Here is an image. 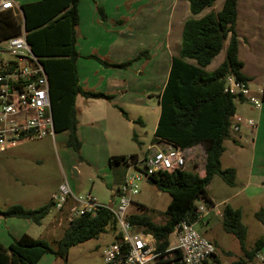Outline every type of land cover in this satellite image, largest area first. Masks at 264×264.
Instances as JSON below:
<instances>
[{"label": "rangeland", "instance_id": "374dc122", "mask_svg": "<svg viewBox=\"0 0 264 264\" xmlns=\"http://www.w3.org/2000/svg\"><path fill=\"white\" fill-rule=\"evenodd\" d=\"M223 3L224 0H219L212 9L195 18L220 11ZM94 4H98L94 29H87L85 35L89 42L81 34L78 39L77 49L82 63L79 66L95 71L93 77H96L98 86L104 82L105 90L109 84H115L117 89L110 101L80 99L82 102L78 103L77 109L79 153L66 147L67 133H61L55 134L54 139L34 140L0 154V210L3 212L15 205L26 209L43 207L65 182L69 183L76 198L83 200L91 193L101 204L114 201L116 210L119 198L111 192L122 183L116 180L117 173L124 178L128 166L121 163L111 167L110 160L121 156L142 158L154 146L161 112L159 90L167 65L169 69L171 67L170 54H178L181 49L183 24L193 18L189 0H80L79 13L85 17L86 8H92ZM238 5L239 58L247 62L253 73L257 72L255 77L247 74L254 80L248 89L249 96L259 99L262 108L264 102L259 93L264 84V0H240ZM99 9L104 11L105 19ZM87 23H90L88 18ZM6 46V41L0 42V51ZM146 51L150 56H157L152 60L147 54L140 56ZM1 59L11 61L13 57L3 54ZM224 59L225 49L207 71L213 72ZM129 61L130 66L120 67ZM110 75L119 81L113 83L112 78L104 81ZM246 101H235L236 114L244 120H252L257 127L252 129L241 124L239 132L231 131L232 138H238L240 142L228 138L223 144L222 169H235L234 185L228 186L220 177H215L207 192L216 208L212 210L213 207L202 200L196 202L198 208H204L203 215H206L194 224V228L216 247L214 264H264L259 259V254L264 255V245L258 250L259 254L253 258L248 256L256 252L259 242L264 243V224L257 216V213L264 212V143L261 145L264 118L260 114L262 110ZM256 134L259 135L255 140L259 156L253 173L255 153L251 144L240 135L248 141ZM193 148L185 153V171L202 173L205 171V150L203 146ZM138 185L140 192L133 198L128 214H144L157 224L165 223L170 195L151 186L146 177ZM227 205L242 212V223L247 229L244 249L224 230L223 210ZM70 206H74L72 201L62 212L52 208L38 225L0 214V244L9 248L15 239L27 234L34 239L46 240L53 252H57L58 241L69 225ZM61 222L63 224L59 226ZM118 232V226L110 225L99 238L70 249L66 259L52 253L37 264H104L103 251L116 242Z\"/></svg>", "mask_w": 264, "mask_h": 264}, {"label": "trees", "instance_id": "16d2710c", "mask_svg": "<svg viewBox=\"0 0 264 264\" xmlns=\"http://www.w3.org/2000/svg\"><path fill=\"white\" fill-rule=\"evenodd\" d=\"M218 1L189 0L193 18L183 24L181 49L172 57L168 82L159 95L161 112L153 139V145L167 143L183 151L203 146L206 154L205 175L202 177L199 173L183 171L150 176L148 183L171 197L165 213L166 222L157 224L144 214L128 217L138 231L152 234L163 250L168 247L169 237L178 223L188 220L195 224L199 220L197 200L214 206L207 187L215 177H220L228 186L234 185L235 169H222L221 158L225 151V139L232 138L235 101L245 100L225 91L226 80L234 76L247 86L250 79L243 74V63L239 59V0H224L220 11H211L201 18H195L212 9ZM79 4L80 0H40L21 5L23 21L12 11L0 14V42L26 33L33 54L40 59L48 75L55 134L67 133L66 147L77 153L81 150L77 135L78 97L109 101L113 98L105 93L86 91L80 83L77 67L80 58L77 50L80 36ZM99 12L105 19L104 11L99 9ZM224 49V61L213 72H208L207 68ZM145 54L148 55L147 51L140 56ZM130 65L131 61L120 67ZM137 158L114 157L110 160V166L121 163L128 166L130 160ZM116 180L123 181L120 172ZM52 208L51 201L35 210L15 205L4 212L0 210V214L6 218L30 220L38 225ZM257 216L264 224V212L257 213ZM110 225L115 226V222L106 210H100L95 217L85 215L73 220L58 241L57 252H53L46 240L25 234L15 239L9 248L0 244V264H37L45 255L52 253L66 259L70 249L99 238ZM223 227L244 249L247 229L242 223L241 210L227 205L223 210ZM263 245V242H259L256 252L248 255L249 258L256 256Z\"/></svg>", "mask_w": 264, "mask_h": 264}, {"label": "built area", "instance_id": "2783aa9c", "mask_svg": "<svg viewBox=\"0 0 264 264\" xmlns=\"http://www.w3.org/2000/svg\"><path fill=\"white\" fill-rule=\"evenodd\" d=\"M9 11L23 17L12 0H0V14ZM6 45L0 51V154L27 142L55 137L50 84L44 66L33 54L25 32L6 40ZM3 54L12 56L13 60L1 59ZM225 91L243 97L256 109L261 108L260 100L249 96L246 84L237 81L234 76L227 78ZM232 122L231 131L236 133L240 131L241 124L252 129L257 127L252 120H244L238 115ZM155 145L142 158L130 160L121 186L111 192L119 198L116 210L114 201L108 205L101 204L91 193L83 200L76 198L68 182L61 184L58 193L52 195L53 208L62 212L72 201L74 206H70L69 223L85 215L95 217L100 210L112 215L119 232L116 242L103 251L104 264H214L212 259L216 256V247L201 237L190 221H182L174 227L169 245L163 250L152 234L138 231L128 220L129 207L140 192L138 183L143 177L148 179L155 174L185 171L186 151L167 143H163L162 147ZM131 170L136 173L131 174ZM197 212L199 219L206 215H203V207ZM259 259L264 263V255L259 254Z\"/></svg>", "mask_w": 264, "mask_h": 264}, {"label": "crops", "instance_id": "0c3cea01", "mask_svg": "<svg viewBox=\"0 0 264 264\" xmlns=\"http://www.w3.org/2000/svg\"><path fill=\"white\" fill-rule=\"evenodd\" d=\"M38 1H40V0H20V1H16V2H14L15 3V5L18 7V9H19V11H20V13L22 12L21 11V5H25V4H30V3H35V2H38ZM240 1V0H239ZM97 6H98V4H94L93 5V7L92 8H86V10H85V14H87V15H85V17H83V14L82 13H79L80 14V25H79V34H81V36H82V38H86L87 39V42H89V39L85 36L86 35V30L88 29H94V21H95V19L97 18V16H96V14H95V12H96V10H95V8H97ZM238 7H239V5H238ZM79 12H81L80 11V4H79ZM22 17V16H21ZM105 17V16H104ZM238 17H239V11H238ZM87 18H88V20L90 21V23L88 24L87 23ZM103 18V17H102ZM22 19V21H23V17L21 18ZM104 19V18H103ZM84 25H86L85 27H84ZM79 42V41H78ZM78 42H77V46H78ZM239 47H240V41H239ZM78 50V49H77ZM84 50V49H83ZM82 50V51H83ZM261 50H263V49H261ZM81 51V52H82ZM253 52V51H252ZM258 52V51H257ZM264 52V51H263ZM179 53V52H178ZM80 54V53H79ZM175 55H177V54H175ZM174 54H170V59H171V62H172V57L173 56H175ZM149 56H150V54H149ZM154 55H151L150 56V58H151V60H152V58H155L157 55H155L154 57H153ZM240 59V58H239ZM242 63H243V69H242V72H243V74L245 75V76H247V74L248 75H253L254 77L257 75V72H254L253 73V69H251L248 65H247V62H245V61H243V60H240ZM170 62V63H171ZM80 64H82V63H80V59L78 60V62H77V67H78V73H79V78H80V83H81V85H82V87L86 90V91H95V92H98V91H101V92H104V93H106L107 95H114V93H115V90L117 89V86L115 85V84H109V85H107V89L105 90L104 89V87H105V85H104V82L101 84V85H99L98 86V83H97V81L95 80V78L96 77H93V75H94V73H95V71H91V69L89 68V67H86L85 69H81L80 68ZM168 64H169V62H168ZM213 64V63H212ZM212 64L209 66V67H211L212 66ZM220 64H221V62H220ZM220 64H218V66L220 65ZM218 66H216L215 68H214V70L216 69V68H218ZM208 67V68H209ZM171 68V67H170ZM213 70V71H214ZM98 73H100V72H98ZM169 73H170V69H169V66L167 65V68H166V73H165V76H164V80H163V82H162V86H161V88H160V92H159V94L161 95V93L163 92V90H164V88H165V86H166V84H167V82H168V78H169ZM253 73V74H252ZM114 75V74H113ZM263 75V77H264V73L262 74ZM248 77V76H247ZM107 78H112V81L111 82H113V83H115L116 81H119V79L118 78H116L115 76H108V77H106V78H104V81L107 79ZM248 78H250V77H248ZM254 80L252 79V78H250V82L247 84V86H248V88L250 89V84L253 82ZM262 83H264V79L262 80ZM263 86H264V84H263ZM263 89V88H262ZM262 89H261V92L259 93L260 94V96H261V98H262ZM254 95V94H253ZM254 97V96H253ZM81 98H83V97H81V96H79L78 97V99H77V109H78V103H80V102H82L80 99ZM85 98H83L82 100H84ZM80 100V101H79ZM245 102V101H244ZM247 102V101H246ZM264 104V103H263ZM262 110V112L260 113L261 115H262V118H264V106L262 107V108H260V111ZM237 115V114H236ZM158 125V124H157ZM259 128V127H258ZM257 132H259V131H257ZM241 136V138L242 139H244V141L246 142V143H250L251 144V147H252V151L255 153V158H254V162L252 163V165L255 167V165H254V163H255V161L257 160V157L259 156V152H258V150H259V147H258V145H257V143L255 142V140L257 139V137L259 136L258 134H256V137L255 138H253L252 140H248L247 141V139L246 138H244L242 135H240ZM67 137H68V135H67ZM263 138H262V142H261V145H262V143H264V136H262ZM232 139H234L237 143L238 142H240L239 140H238V138H232ZM159 146H163V143H159L158 144ZM192 149H194V148H192ZM262 149H263V147H262ZM191 150V149H190ZM261 150V149H260ZM186 151H189V150H186ZM6 154V153H5ZM4 155V154H3ZM6 157H8V156H6ZM262 163H264V160L262 159ZM257 167V166H256ZM256 167L255 168H252L251 169V171L254 173L255 172V170H256ZM236 171H237V169H236ZM200 174V176H204L205 175V172H202V173H199ZM255 174H257V173H255ZM244 186H246V183L244 184ZM50 203V199L46 202V204H44L43 206H45V205H47V204H49ZM216 208V205H214L213 206V209L212 210H214ZM32 210H35V209H32ZM30 221V220H29ZM52 224V223H51ZM49 228V227H48ZM51 234V232L50 231H48V234ZM48 234H46L45 236H47ZM18 238V237H17Z\"/></svg>", "mask_w": 264, "mask_h": 264}, {"label": "water", "instance_id": "95a60500", "mask_svg": "<svg viewBox=\"0 0 264 264\" xmlns=\"http://www.w3.org/2000/svg\"><path fill=\"white\" fill-rule=\"evenodd\" d=\"M75 175H77V173L75 172Z\"/></svg>", "mask_w": 264, "mask_h": 264}]
</instances>
